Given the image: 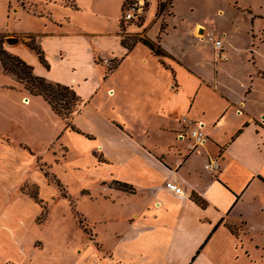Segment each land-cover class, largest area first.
<instances>
[{"label":"crops","instance_id":"1","mask_svg":"<svg viewBox=\"0 0 264 264\" xmlns=\"http://www.w3.org/2000/svg\"><path fill=\"white\" fill-rule=\"evenodd\" d=\"M74 1L47 0L40 12L15 7L16 13L36 17L27 21L38 28L26 22L0 35L18 38L5 48L31 65L34 74L75 90L81 103L71 124L79 131L67 127L66 119L42 96L30 94L13 75L3 73L1 63L0 70L14 79L6 88L23 90L31 132L46 137L49 150L75 149L80 157L77 169L93 182V244L81 228L86 240L75 264H246L247 228L258 223L250 216L259 220L264 215V21L247 32L222 29L227 54L220 60L209 47L212 54L204 59L209 73L196 65L202 57L186 62L184 52L164 45L163 35H147V29L126 34L140 33L157 42L166 52L163 62L142 43L127 51L121 44L119 17L115 31L87 28L78 21L81 8ZM49 4L66 17L56 19ZM173 7L168 16L175 15ZM240 7L251 9L247 14L252 22L262 18L255 16L263 15L257 8ZM198 26L216 28L202 18L184 31V40L197 54L207 42L197 35ZM23 35L34 37L48 68ZM242 39H249L248 44ZM110 58L119 62L106 73ZM59 118L64 119L62 130ZM196 126L205 140L192 150L189 132ZM3 134L8 135L0 132V143ZM19 146L34 154L26 142L19 141ZM35 157L34 164L38 159L46 164ZM214 160L220 165L217 172L205 168ZM44 176L55 183L54 175ZM166 181L175 182L182 193L168 189ZM115 182L132 190H122ZM81 192L90 195L87 188ZM193 195L206 205H199ZM19 223L0 222V227L14 235ZM258 226L264 232V225ZM96 228L104 230L105 237ZM85 246L89 254L83 253Z\"/></svg>","mask_w":264,"mask_h":264},{"label":"rangeland","instance_id":"2","mask_svg":"<svg viewBox=\"0 0 264 264\" xmlns=\"http://www.w3.org/2000/svg\"><path fill=\"white\" fill-rule=\"evenodd\" d=\"M162 1L165 0H75L74 2L81 8L77 13L78 21L85 24V27L115 31L117 29L115 21L119 17L121 34L127 35L126 32L129 31L144 32L147 29L146 33L149 36L157 34L160 38L163 35L164 45L173 51L184 52L183 59L186 62L193 64L195 63L193 61L202 57L196 65L207 68L209 73L211 67L204 59L212 54L209 47L217 52L213 40H222V53L227 52L222 29L238 27L243 32H247L250 26L258 27L264 21L263 0H237L238 3L235 0H174L172 5H166L162 11H159L158 6ZM44 2L47 0H0V31L11 30L15 26L21 27L20 25L28 22V18L37 20L36 17L28 16L25 11L14 12L15 7L40 12ZM247 4L257 8L263 15L255 14V16L262 18H256L254 22L249 20L247 12H252L251 9L246 7L242 10L240 7ZM49 7L56 19L66 15L65 10H63L65 15L59 13V7L52 4H49ZM172 7L175 15L168 16L172 13ZM131 8H135L134 12L132 11L134 17L126 19L125 14ZM92 10L101 15L93 17V14L89 13ZM219 11L221 13L217 14ZM202 18L209 19L216 28L198 26L200 30L197 35L207 39V42L203 47L196 49L197 54L188 46L183 33L196 20ZM156 22L160 30L158 24L153 25ZM31 23H33L32 26L29 23L31 27L38 28L36 22ZM166 23V30L163 33ZM0 37L2 47L12 54L5 46H11L13 43H7L3 35ZM21 37L25 41L30 39V35ZM248 41L249 39L247 41L242 39L241 43L247 45ZM233 56V60L238 61V56L236 54ZM216 57L220 60L225 59L222 54H216ZM116 61V58L108 59L107 67ZM0 82L3 83L0 91V132L8 134L7 136L3 134L5 139L0 143V222L8 224L20 222L14 235H10L0 227V264H5L6 261L12 262L6 264H75L78 250H81L86 240L85 235L93 244V232H95L93 214H96L93 210V182L89 175L84 177L77 169L80 157L71 147L69 140H66L71 147L69 151L59 147H51L49 150L46 137L31 132L29 118L24 109L25 101L21 100L23 90L6 88L13 84L14 79L4 75L0 70ZM54 126L56 124L50 128L51 132ZM58 126H61L60 130H62L63 118L58 119ZM19 141L26 142L34 154L30 155L22 151ZM37 155L46 164L39 159L34 164ZM55 158H59L60 161L56 162ZM35 169L44 174L54 175L61 186L58 187L50 180L46 181L44 174L37 173ZM83 188L89 189L90 195L83 194L81 192ZM28 194L36 195L39 204ZM250 217L252 223L254 220L258 223L247 228L250 240L245 243L244 251H247L249 259L244 261L247 262L246 264H264V232L258 226L264 225V215H261L259 220L252 215ZM96 229L101 237H105L104 230ZM86 246L89 247V244L87 243ZM86 246L83 253L89 254Z\"/></svg>","mask_w":264,"mask_h":264},{"label":"trees","instance_id":"3","mask_svg":"<svg viewBox=\"0 0 264 264\" xmlns=\"http://www.w3.org/2000/svg\"><path fill=\"white\" fill-rule=\"evenodd\" d=\"M173 0H165L159 3L158 10L162 11L164 6L172 5ZM122 27V26H120ZM123 31V29H122ZM0 37V63L3 73L13 75L17 81L22 83L23 88L30 94L40 95L50 105L51 109L59 116L66 119V126L72 130H77L73 124H71V116L75 112L81 103V98L75 92V90L69 86L59 82L51 81L44 76L34 74L33 67L23 61L16 55L8 53L2 47V41ZM136 43H142L147 46L150 52L159 57L163 62L162 57L166 56L165 50L154 40L150 39L140 33H133L129 35H121V44L128 50H130ZM27 45L35 51L39 61L48 68L47 60L45 59L44 52L41 47L37 44L34 37H30ZM119 60L111 64L106 69V73L110 72L116 67ZM47 176L48 174L45 173ZM54 178V177H51ZM58 187L61 186L57 179H53ZM115 184L122 190L131 191L132 187L126 183L115 182ZM37 200L36 195H30ZM193 199L202 207L206 205V201L197 195H193ZM230 230L233 229L230 227Z\"/></svg>","mask_w":264,"mask_h":264},{"label":"built area","instance_id":"4","mask_svg":"<svg viewBox=\"0 0 264 264\" xmlns=\"http://www.w3.org/2000/svg\"><path fill=\"white\" fill-rule=\"evenodd\" d=\"M135 8H131L130 10H127L126 14H125V18L126 19H130L131 17H134L133 12H134ZM133 11V12H132ZM213 46L216 49V54L220 55L222 53V40H213ZM189 138L192 141L191 144V148L192 150H194L197 145L201 144L204 142L205 140V135L204 133L201 131L200 127H192L190 129L189 132ZM219 163L217 160L214 161H210L208 163L205 164V168L208 169L211 172H217L219 170ZM165 186L172 190L173 192L177 193V194H181L182 193V188L177 185L175 182L173 181H166L165 182Z\"/></svg>","mask_w":264,"mask_h":264},{"label":"water","instance_id":"5","mask_svg":"<svg viewBox=\"0 0 264 264\" xmlns=\"http://www.w3.org/2000/svg\"><path fill=\"white\" fill-rule=\"evenodd\" d=\"M17 39H18L17 37H13V36L5 37V41L7 43H14L17 41Z\"/></svg>","mask_w":264,"mask_h":264}]
</instances>
